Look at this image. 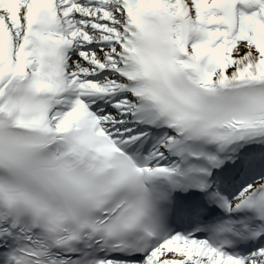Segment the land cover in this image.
Wrapping results in <instances>:
<instances>
[{
  "label": "snow or ice",
  "instance_id": "snow-or-ice-1",
  "mask_svg": "<svg viewBox=\"0 0 264 264\" xmlns=\"http://www.w3.org/2000/svg\"><path fill=\"white\" fill-rule=\"evenodd\" d=\"M0 264H264V0H0Z\"/></svg>",
  "mask_w": 264,
  "mask_h": 264
}]
</instances>
